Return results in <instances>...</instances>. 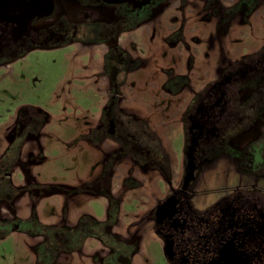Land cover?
Wrapping results in <instances>:
<instances>
[{
    "label": "rangeland",
    "instance_id": "obj_1",
    "mask_svg": "<svg viewBox=\"0 0 264 264\" xmlns=\"http://www.w3.org/2000/svg\"><path fill=\"white\" fill-rule=\"evenodd\" d=\"M239 3L170 0L156 19L120 35L122 49L140 65L120 87L116 109L136 135L148 132L160 167L138 160L131 144L101 133L112 92L104 45L55 44L0 63V158L18 128L36 132L26 135L10 177L27 193L0 202L17 215L4 218L32 220L31 230L0 235V264H101L110 246L98 238L62 250L35 234L41 226L75 227L84 216L112 220L110 232L124 244L119 264H170L152 213L182 179L181 115L191 90L171 99L161 86L186 74L196 89L218 68L264 48V1H252L245 13ZM76 13L81 21L82 11ZM220 163L201 171L193 187L197 206L238 183Z\"/></svg>",
    "mask_w": 264,
    "mask_h": 264
},
{
    "label": "flooded vegetation",
    "instance_id": "obj_2",
    "mask_svg": "<svg viewBox=\"0 0 264 264\" xmlns=\"http://www.w3.org/2000/svg\"><path fill=\"white\" fill-rule=\"evenodd\" d=\"M168 1L0 0V63L55 44L84 41V44L104 45L107 81L112 92L101 133L131 144L135 157L145 160L146 165L159 166L153 158L157 153L149 143L148 132L140 131L141 135H136L131 131L115 101L120 98L119 89L129 79L128 74L140 65L122 49L120 35L156 19ZM252 1L256 0H240L238 11H248ZM77 10L82 11L81 21ZM190 85L191 77L182 74L161 86L163 94L171 99L191 90L181 115L182 179L152 213L155 233L167 248L164 255L170 264H264V48L218 68L212 79L201 82L196 89ZM24 127L13 134L14 146L19 147L15 157H10L13 144H9L2 155L5 159L0 158L1 203H11L27 193L10 180L26 135H36L34 128L26 131L28 128ZM218 163L229 169L230 177H238V183L227 188L217 200H210L204 207L197 206L193 187L203 169L208 173ZM13 191L16 194L12 198ZM4 209L0 207V233L7 229L21 231V227L31 229L32 220L4 218L5 213L16 215L11 208ZM80 220L75 227L54 228L57 248L66 247L72 240L82 242L91 237L80 236L85 233V227L72 234ZM107 222H98L105 224L101 231L103 239L92 237L110 246L101 264H108V259L119 264L124 244L111 234L113 224ZM45 240L49 243L48 237Z\"/></svg>",
    "mask_w": 264,
    "mask_h": 264
},
{
    "label": "trees",
    "instance_id": "obj_3",
    "mask_svg": "<svg viewBox=\"0 0 264 264\" xmlns=\"http://www.w3.org/2000/svg\"><path fill=\"white\" fill-rule=\"evenodd\" d=\"M12 146H13V147H11V151L12 152L17 151L18 148H19L18 146H17V148L14 145H12ZM13 149H15V151ZM111 221L112 220H110L109 222H111ZM109 222H107V223H109ZM104 226H105V224L98 223L95 220H93L91 218H88V217H83L80 220L78 229L75 230V231H72L73 233L72 232L71 233L74 235V233H78V231L83 230V228L85 227V233L82 234V235L80 234L81 237H84V236H97V237L103 239L102 234H101V231H102V227H104ZM90 227H91V229H89ZM86 228H87V230H86ZM8 230L9 229H7V231ZM21 230H23V231H29L31 229H26L25 227H21ZM47 230L49 232H47ZM56 232H57V230H55V229H52L51 230V228H48V227L46 228V227L41 226L39 233H35V234L36 235L43 234L45 237H48L50 244H52V245L54 244L55 246H57L56 245V241H55V234H56ZM2 234L3 233H0V235H2ZM79 243L80 242L77 241V240H75V242H74V240H72V241H70V243L66 247H63L62 250H71L72 248H74L75 245H78Z\"/></svg>",
    "mask_w": 264,
    "mask_h": 264
},
{
    "label": "water",
    "instance_id": "obj_4",
    "mask_svg": "<svg viewBox=\"0 0 264 264\" xmlns=\"http://www.w3.org/2000/svg\"><path fill=\"white\" fill-rule=\"evenodd\" d=\"M166 249H167L166 246H164V254H165V255H166Z\"/></svg>",
    "mask_w": 264,
    "mask_h": 264
}]
</instances>
